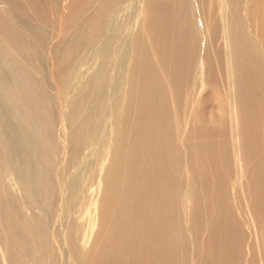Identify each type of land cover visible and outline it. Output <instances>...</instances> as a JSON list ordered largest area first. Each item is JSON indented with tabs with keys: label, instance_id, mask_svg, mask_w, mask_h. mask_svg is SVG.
<instances>
[{
	"label": "bare ground",
	"instance_id": "obj_1",
	"mask_svg": "<svg viewBox=\"0 0 264 264\" xmlns=\"http://www.w3.org/2000/svg\"><path fill=\"white\" fill-rule=\"evenodd\" d=\"M221 47L238 169L264 139V0H0V264H175L186 177L215 216L200 264H235L236 232L219 238L237 224L214 185L227 119L209 118L203 95Z\"/></svg>",
	"mask_w": 264,
	"mask_h": 264
},
{
	"label": "rangeland",
	"instance_id": "obj_2",
	"mask_svg": "<svg viewBox=\"0 0 264 264\" xmlns=\"http://www.w3.org/2000/svg\"><path fill=\"white\" fill-rule=\"evenodd\" d=\"M242 12H244V10H242ZM250 36L253 42L257 44L260 43L259 37L257 39L256 35L254 34H251ZM226 50L228 51L227 53L228 55L230 51L228 49H225V47H221V53L219 56L220 65L217 63V61H215V54L212 51H209L210 53L209 60H211V63L213 64V74L215 75L212 84L203 93V95H206L204 96L205 98L201 97L202 99L204 98V101L206 102L205 107L209 118L210 116H213L214 118L215 117L219 118V116L221 117L225 116L227 119L225 122V127H223L224 135L221 136V138L223 137V140L226 142H224V144L222 143V145L219 148L221 149V153L223 149L226 152V156H227L225 162L226 164L225 166L227 167L224 168L225 173L222 174V171L220 170L221 176L223 177L222 181L224 180L223 181L224 184L222 186L219 181L218 182L215 181L214 185L216 188H219L218 192L221 195L220 196L221 200H219L218 203L223 204L224 206H227L229 208L227 217L229 218V220H231V222L237 224V230L235 231L233 229V225H232V229L223 228L221 237L219 239L223 240L224 243L226 241V238L231 233L236 232L234 239L237 242L239 241L240 246L242 245V247H241V252L236 257L235 264H264V240L262 238V234L264 231V203L262 204V207L259 210H256V207L254 209L253 208L254 200L252 199L256 197L251 195V193L249 192L250 190H253L251 179L254 176L256 168L262 167L263 168L262 183L260 184L259 191H261L264 200V139L262 137L261 141L259 142V149L256 150L253 157L249 160V163H247L246 161V163L244 164L242 158L239 157L241 163L238 164V169H236L237 165L235 162V158H236L235 153L236 155L238 153L241 155L239 145L238 148H236L233 142V136L229 133L230 131L227 133V136L225 137V131L228 127L229 120L231 118V116L229 118L231 111L230 113H228L229 107H231L230 102L234 104V98L230 97L229 95L230 88L233 90V84H231V86L229 85V82H227L228 79L226 78V74H225L226 68L229 65L231 66V64L228 65V60L230 59V55L228 56L226 55L227 52ZM262 89H263L262 96L264 99V85L262 86ZM90 93L91 92H89V95ZM197 99L199 98L195 99L196 104H197ZM220 99L222 105L220 104ZM172 105L170 106L171 109H172ZM185 110L187 111V108H185ZM258 110L259 111H257L256 114L258 116L256 117V120L258 121L257 126L260 128L262 136H264V100H262V106H260ZM183 118L184 116L182 115V119ZM178 120H179V116H178ZM190 132L193 133V129L191 130L188 129L183 137L181 136V134L183 135L184 133L183 130H179L178 132L179 134L177 135L176 138L177 144H179V146L188 145V136ZM236 141L239 144L238 139H236ZM190 144L191 143H189L188 146H190ZM181 149L184 150V147H181ZM220 168H223L221 164H220ZM180 173L181 176L185 178L184 176H186V174L183 172V170H181ZM193 179L191 181L188 180L187 177L184 180L181 179L183 180L182 185L181 186L180 184L177 185V188L179 187V190L182 192L178 191L179 201H177L178 204L176 203L174 205L176 209L174 206H172V211L174 210L172 212V214L174 215L173 216L174 221L175 222L177 221L176 223L177 226L175 227V233L177 234L176 238L177 240L179 239L185 242V245L183 247L178 248L176 252V256L178 260H176L175 264H200L202 259L206 255L208 242L211 240L210 239L211 232L209 231L208 225L211 222H214L215 216L211 213V211H206L205 208H203V199L205 192L203 191V188L201 186H198L200 185L199 180L196 179V177H194ZM189 193L191 194L190 195L191 198L195 197L198 199L199 197L198 200L201 203L200 212L197 215L192 216L191 223L189 219H187L186 217H182L184 216V212L182 211L183 202L184 200H187V195ZM169 220L172 221V217ZM188 223H189L188 225L189 229L192 228L193 231L187 229V227L185 226ZM171 228H172V222H171Z\"/></svg>",
	"mask_w": 264,
	"mask_h": 264
}]
</instances>
